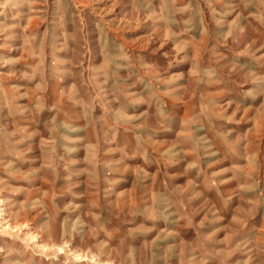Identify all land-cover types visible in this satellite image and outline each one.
Returning a JSON list of instances; mask_svg holds the SVG:
<instances>
[{"label":"rangeland","instance_id":"obj_1","mask_svg":"<svg viewBox=\"0 0 264 264\" xmlns=\"http://www.w3.org/2000/svg\"><path fill=\"white\" fill-rule=\"evenodd\" d=\"M0 200V264H264V0H0Z\"/></svg>","mask_w":264,"mask_h":264},{"label":"bare ground","instance_id":"obj_2","mask_svg":"<svg viewBox=\"0 0 264 264\" xmlns=\"http://www.w3.org/2000/svg\"><path fill=\"white\" fill-rule=\"evenodd\" d=\"M1 201L2 200H0V218L2 219L1 220L2 223L0 222V224L2 226L3 233L5 235H8L9 237H12L11 236L12 233H16L20 230L27 229L28 226L25 224H23L20 228H18L17 224L14 223V221H17L20 217H22L23 215L24 216L26 215L25 210H22V208H18L14 213L7 214L5 208H2V207H4V205L1 204ZM26 235L28 236V240L33 241L34 243L36 242L35 245H37L38 239L36 238V236L34 234L27 233ZM50 235H52V234H50ZM2 240H3L2 242L5 244L6 248H8V249L13 248V243H14L13 241H12V243H9L8 238H2ZM45 249H46V247L44 245L43 250H45ZM58 254H64L66 257L72 256V258L75 261H77L78 263H81V262H84V261H87L88 259H90L95 264H109V263H106V262L101 261V260H95L93 257H88V255L82 254L80 251L74 252L72 250V248H69L68 250H64V248L62 246H58V249L56 250V255H58Z\"/></svg>","mask_w":264,"mask_h":264}]
</instances>
